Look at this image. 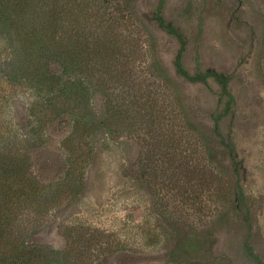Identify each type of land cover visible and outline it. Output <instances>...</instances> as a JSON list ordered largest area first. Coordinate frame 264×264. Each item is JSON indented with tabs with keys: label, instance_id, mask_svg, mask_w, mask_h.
Segmentation results:
<instances>
[{
	"label": "rangeland",
	"instance_id": "rangeland-1",
	"mask_svg": "<svg viewBox=\"0 0 264 264\" xmlns=\"http://www.w3.org/2000/svg\"><path fill=\"white\" fill-rule=\"evenodd\" d=\"M84 1L59 4L78 11L75 41L82 44L90 32L98 40L92 49L101 42L110 52L103 67L94 58L85 70L87 92L79 86L71 100L59 96L48 104L50 92L36 94L0 79V135L11 137L9 152L18 156L9 176L15 190L34 185L29 197L37 204L11 206L0 231L2 255L20 258L19 264H165L163 255L178 250L181 259L205 264L213 257L255 264L244 251L249 233V244L264 261V0ZM91 2L90 11L102 10L106 23L112 20L107 35L82 16ZM160 4L165 20L186 40L185 69L231 77L234 105L219 131L236 148L249 232L244 210L234 206L227 162L207 161L206 144H214L210 114L222 107L219 87L212 80L208 86L191 84L175 74L178 43L151 21ZM2 39L0 64L8 71L17 46ZM136 101L154 103L156 112L142 115ZM36 104L45 107L48 120L55 113L65 117L33 131ZM110 104L120 106L121 118L106 109ZM10 126L19 140L36 141H13ZM47 159L57 165L45 167ZM20 250L22 256L16 254Z\"/></svg>",
	"mask_w": 264,
	"mask_h": 264
},
{
	"label": "trees",
	"instance_id": "trees-1",
	"mask_svg": "<svg viewBox=\"0 0 264 264\" xmlns=\"http://www.w3.org/2000/svg\"><path fill=\"white\" fill-rule=\"evenodd\" d=\"M86 1L90 2V0ZM110 1L112 0H92V2L100 4L109 3ZM92 2L89 8L84 7L88 9L82 11V16L86 21L87 19L90 21V25L91 23L94 24V27L100 30L101 35H107L108 29L110 28L109 24H112V20L109 17V24L106 23L107 16L102 10L90 11L91 7L94 6ZM38 15H41L39 16V20ZM77 16V9H74L68 2L65 6H62L59 4V0H0V18L5 22L4 27L0 28V38L3 37L2 40L7 42L6 36L9 35L11 36V41L14 43L7 42V46L9 44L12 49L14 44L17 46V51H15L16 60L7 65L8 71H5L0 64V79L6 78L3 81L11 86L17 84L27 85L36 94L38 92H50L51 95H48V104L59 98V96H61V98L66 96L71 100L74 90L79 88V86L81 91L87 92L90 83L88 82L85 70L92 65L94 58H98L99 66L103 67L104 60H106L110 52L107 51V46L101 44V42L96 44L99 48L94 47L95 49H92L91 46L98 40L94 41V37L90 32H88V35H84V42L82 44L75 41V35L77 33L75 28L78 22ZM36 19L38 21H34ZM151 21L157 28L175 39L178 43V48L173 59V68L175 74L179 78L191 84H201L204 86H208V81L212 80L219 87L217 93L218 105H222V107L210 114L211 125L209 126V133L212 138L211 141H213L214 144L213 146L212 144H206L207 161L214 162L216 159L220 158L227 162L233 180L232 187L235 195L234 206H237V209L240 207L241 210H244L242 220L249 232L251 221L249 218V211L244 206L242 172L236 157V148L234 143L225 138L219 131V121L231 114L234 105V96L228 87L231 77L230 75L214 70L204 71L199 68H196L192 74L189 73L183 65V54L187 44L186 40L175 25L165 20L162 15L161 4L152 15ZM76 43L78 45H76ZM99 43L101 46H99ZM12 49H9L8 53H13ZM116 54L115 51L114 56ZM130 82L133 84L135 80L131 78ZM55 86L56 89L54 90ZM136 104L138 106L137 110L140 113L143 112L141 113L142 115L152 117L153 113L156 112V105H154V103L147 105L136 101ZM65 106L66 105L63 106V109H67ZM35 107L38 110L35 113L36 126L33 131L39 132L46 123L65 117L64 113H62L63 116L62 114L56 115L55 113L52 114V117L50 116L48 120L47 116L44 114V112H46V109H44L45 107L38 104H36ZM58 109L59 108H57V111ZM71 109H74V106H72ZM106 109L109 111L111 110L113 116L117 119L118 117L121 118L122 111L120 110V106H112L110 104L106 106ZM47 111H49V109ZM87 112L90 118L93 119L94 114L90 112V110ZM95 121L99 128L105 127L103 120L97 119ZM9 129L8 132H13V141H25V143L36 141L34 136L26 137L27 139L24 138L23 141L19 140V136L14 132L15 130L13 131L11 126ZM10 142V136L4 138L3 134L2 136L0 135V231L2 227H5L4 224L8 217L7 212H10L11 206L21 202H25L29 206L37 205L36 202L29 197L34 195L33 189H31L34 185H26L24 189L23 185H19L16 190L13 187L16 184H14L15 180H11L9 176L10 172L12 173L9 167L18 166L15 164V160H17L18 156L9 152L8 146ZM6 143H8V145H6ZM56 161L58 162L56 159H47L44 162V166H56ZM186 164L187 167H195L193 163H191V165H189V163ZM61 167L69 166L63 163ZM175 167H179V164H176ZM35 188L37 187H34V189ZM14 197H17L18 200L14 199ZM21 198L23 200H21ZM1 235L3 234L0 233V238ZM10 239L13 241L15 238L12 239L9 237V240ZM248 239L249 233L244 240L245 254L252 259L255 264H264L260 256L254 252ZM17 243H20V245L25 244L24 241H19ZM18 246L19 245L16 246V249ZM1 247L2 249L4 248L3 245ZM177 251L178 250H171L163 255L165 264H205L202 260L198 259H190L188 257H186V259H181L182 257ZM22 253L23 251L20 250L16 254L22 256ZM6 257L7 255H2L0 250L1 264H19L18 260H20V258L12 260V258ZM210 263L227 264L226 259L224 258L223 260V258L220 257L211 258ZM22 264H26V262L22 260Z\"/></svg>",
	"mask_w": 264,
	"mask_h": 264
}]
</instances>
